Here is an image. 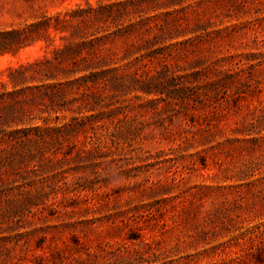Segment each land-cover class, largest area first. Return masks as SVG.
Wrapping results in <instances>:
<instances>
[{
	"label": "rangeland",
	"instance_id": "obj_1",
	"mask_svg": "<svg viewBox=\"0 0 264 264\" xmlns=\"http://www.w3.org/2000/svg\"><path fill=\"white\" fill-rule=\"evenodd\" d=\"M0 264H264V0H0Z\"/></svg>",
	"mask_w": 264,
	"mask_h": 264
},
{
	"label": "trees",
	"instance_id": "obj_2",
	"mask_svg": "<svg viewBox=\"0 0 264 264\" xmlns=\"http://www.w3.org/2000/svg\"><path fill=\"white\" fill-rule=\"evenodd\" d=\"M40 138H41V140L47 142V140L45 139V137H40ZM26 140L27 141H32V140H36V139L33 138V137L27 136ZM101 152H102V147H96V148H94L92 150L87 151L86 152V156L87 155H96V154L101 153ZM74 157L75 158H83V155H82V153L80 151H78V152L75 153ZM33 199H37V200H32L30 202V207L29 208H31L32 206H37L38 207V206L43 205L45 203L44 195L43 194H39L38 193L37 195L33 196Z\"/></svg>",
	"mask_w": 264,
	"mask_h": 264
}]
</instances>
